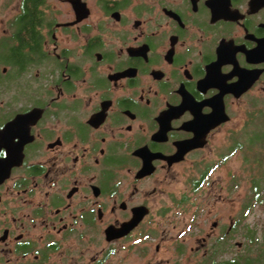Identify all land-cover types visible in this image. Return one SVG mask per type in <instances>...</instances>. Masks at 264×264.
<instances>
[{"label": "flooded vegetation", "instance_id": "obj_1", "mask_svg": "<svg viewBox=\"0 0 264 264\" xmlns=\"http://www.w3.org/2000/svg\"><path fill=\"white\" fill-rule=\"evenodd\" d=\"M13 1L0 264H264V229L238 241L250 212L208 181L223 130L264 112V0Z\"/></svg>", "mask_w": 264, "mask_h": 264}, {"label": "rangeland", "instance_id": "obj_2", "mask_svg": "<svg viewBox=\"0 0 264 264\" xmlns=\"http://www.w3.org/2000/svg\"><path fill=\"white\" fill-rule=\"evenodd\" d=\"M11 3L7 2V0H0V15L14 8L16 2L13 1ZM60 7L64 8L65 6L64 4L60 3ZM257 103L260 106H264V100L259 99ZM237 117V128L234 134L231 137L227 136L226 131L223 130L221 139L219 141L220 143L215 145L216 151L222 157L223 161L220 167H218V169L214 172L215 175L212 174L213 176L209 177L208 181H210L211 178H215L214 176H216V180L220 181V185H222L223 187L221 190V195L225 197L226 200L235 202V205L240 213L242 204L245 203V198L251 196V179L261 171H264V149L259 145L248 148L245 141L244 149H239L237 148V144L238 141L243 142V139L246 137L255 139L256 133L260 132L259 129H264V112L262 113V116H254L253 120H251L250 122L245 121L244 124L243 120H241L242 117L240 115H238ZM195 163L198 166L196 169H192L191 171H184L181 175L174 178L171 187L174 190L175 194L178 193L179 190H182L184 185L192 184L193 178L199 176L198 174L201 172L199 170H202L204 166L214 164L215 162L206 160ZM230 184L234 185L235 187V191L233 190L231 193L227 191L229 189H227V186H229ZM175 194L173 195L174 197L176 196ZM225 195L229 197H226ZM261 198H263V202L254 203V205L247 208L250 212L249 215H247L246 213L244 217H240L241 222H243L244 225L237 235L238 241L244 242V233L248 230H246V227H252L253 230L250 229V232H254L257 234L264 229V193L261 195ZM175 199H178V197H175ZM248 201H252L251 197ZM216 206H220V209L219 207L217 208L220 212L227 210L223 208L227 207L225 205ZM247 223L249 224L248 226Z\"/></svg>", "mask_w": 264, "mask_h": 264}, {"label": "trees", "instance_id": "obj_3", "mask_svg": "<svg viewBox=\"0 0 264 264\" xmlns=\"http://www.w3.org/2000/svg\"><path fill=\"white\" fill-rule=\"evenodd\" d=\"M33 3L34 9H36L38 0H30ZM263 119V117H262ZM259 133H256V138L251 139L250 137H246L242 141H238L237 148L244 149L245 142L247 143L248 148L255 147L257 145L261 146V148L264 149V129H259ZM252 134V133H251ZM245 141V142H244ZM259 154V152H258ZM250 197L252 201H248L250 197L245 198V203L243 204V212L245 213L247 210H244L245 208H248L250 203L254 205V203H260L263 202V198H261V195L264 193V171H261L259 174H257L255 177H253L250 181ZM247 201V202H246ZM251 205V206H252ZM245 215V214H244ZM242 215V217H244Z\"/></svg>", "mask_w": 264, "mask_h": 264}, {"label": "water", "instance_id": "obj_4", "mask_svg": "<svg viewBox=\"0 0 264 264\" xmlns=\"http://www.w3.org/2000/svg\"><path fill=\"white\" fill-rule=\"evenodd\" d=\"M69 1H72V0H69Z\"/></svg>", "mask_w": 264, "mask_h": 264}]
</instances>
